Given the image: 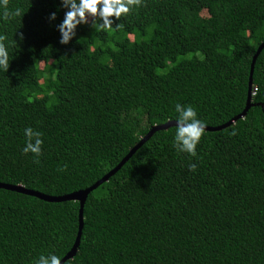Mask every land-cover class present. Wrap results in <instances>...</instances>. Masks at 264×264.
I'll use <instances>...</instances> for the list:
<instances>
[{
	"label": "trees",
	"instance_id": "1",
	"mask_svg": "<svg viewBox=\"0 0 264 264\" xmlns=\"http://www.w3.org/2000/svg\"><path fill=\"white\" fill-rule=\"evenodd\" d=\"M66 11L60 0L0 5L9 62L0 69V183L68 195L113 170L153 126L175 122L177 103L210 127L244 111L264 0H141L110 18L112 30L96 31L89 17L61 45ZM251 96L243 119L204 131L194 157L173 147L175 126L155 132L89 194L79 248L64 264H264V49ZM26 127L41 133L38 163L22 154ZM79 207L0 189V264L62 260Z\"/></svg>",
	"mask_w": 264,
	"mask_h": 264
},
{
	"label": "clouds",
	"instance_id": "2",
	"mask_svg": "<svg viewBox=\"0 0 264 264\" xmlns=\"http://www.w3.org/2000/svg\"><path fill=\"white\" fill-rule=\"evenodd\" d=\"M141 0H60V6L67 11L64 14L62 22L57 26L60 33L59 43L67 45L75 36L78 26L86 24L88 18H92V27L96 30H112L113 20H119L122 16L129 13L135 5L138 6ZM0 5H7V0H0ZM20 10L10 13L5 10V18L10 15H19ZM56 19L55 12L49 14V20ZM119 27V24L116 26ZM0 39H3L0 37ZM9 62L7 52L0 44V69L8 70ZM176 122L173 136V147L179 153H187L189 156L196 155V147L206 129V123L197 117L196 109L191 105H181L177 103L174 108ZM235 133H233L234 135ZM25 143L22 148V154H32L34 163L39 162L42 151L41 133L34 131L31 127L24 129ZM189 170H195V164L188 165ZM33 264H61L60 258L55 254L47 256L40 255Z\"/></svg>",
	"mask_w": 264,
	"mask_h": 264
},
{
	"label": "water",
	"instance_id": "3",
	"mask_svg": "<svg viewBox=\"0 0 264 264\" xmlns=\"http://www.w3.org/2000/svg\"><path fill=\"white\" fill-rule=\"evenodd\" d=\"M264 49V43H262L259 48L257 49V52L255 53L253 60H252V64H251V71H250V78H249V96H248V100H247V104L246 107L244 109V111L239 114L238 116L232 118L229 122L218 126V127H210V126H206L205 131H221L233 124H235L238 120L243 119L246 115L248 110L252 107L255 106L256 104H254L252 102V96H251V88H252V83H253V72H254V67H255V63L256 60L258 58V56L260 55V53L262 52V50ZM262 106V105H261ZM263 107V106H262ZM172 126H176V122H166L164 124L161 125H156L153 126L151 128V130L149 131V133L140 140V142L135 145L130 151L129 153L122 159V161L113 169L111 170L109 173H107L104 177H102L99 181H97L95 184H93L92 186L88 187L87 189L84 190H80L68 195H64V196H59V197H55V196H49L43 193H40L38 191H34V190H30V189H26L23 186L20 185H10V184H4V183H0V189H4V190H8V191H13V192H17V193H21V194H25L28 196H32V197H36L40 200H43L45 202H49V203H62V202H67V201H73V202H79V229H78V234L75 240V243L72 247V249L70 250V252L61 260V264H64L67 260L73 259L77 253V250L79 248L80 245V240H81V235H82V230H83V226H84V207H85V203L87 201V198L89 196V194L91 192H93L94 190H96L99 186H101L102 184L106 183L109 181V179L116 173L118 172L122 166L134 155V153L140 149L151 137L152 135L160 130H167Z\"/></svg>",
	"mask_w": 264,
	"mask_h": 264
},
{
	"label": "rangeland",
	"instance_id": "4",
	"mask_svg": "<svg viewBox=\"0 0 264 264\" xmlns=\"http://www.w3.org/2000/svg\"><path fill=\"white\" fill-rule=\"evenodd\" d=\"M202 15H203L204 17H206V16H207V12H206V11H203V12H202ZM40 66H41V68H43V67H44V63L42 62Z\"/></svg>",
	"mask_w": 264,
	"mask_h": 264
},
{
	"label": "built area",
	"instance_id": "5",
	"mask_svg": "<svg viewBox=\"0 0 264 264\" xmlns=\"http://www.w3.org/2000/svg\"><path fill=\"white\" fill-rule=\"evenodd\" d=\"M255 91H256V88L254 89V93H255Z\"/></svg>",
	"mask_w": 264,
	"mask_h": 264
}]
</instances>
